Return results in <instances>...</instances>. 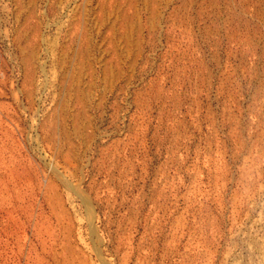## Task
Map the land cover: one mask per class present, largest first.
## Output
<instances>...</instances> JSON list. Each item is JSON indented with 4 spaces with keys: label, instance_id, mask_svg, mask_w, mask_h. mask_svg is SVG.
Listing matches in <instances>:
<instances>
[{
    "label": "rangeland",
    "instance_id": "374dc122",
    "mask_svg": "<svg viewBox=\"0 0 264 264\" xmlns=\"http://www.w3.org/2000/svg\"><path fill=\"white\" fill-rule=\"evenodd\" d=\"M0 264H264V0H0Z\"/></svg>",
    "mask_w": 264,
    "mask_h": 264
}]
</instances>
